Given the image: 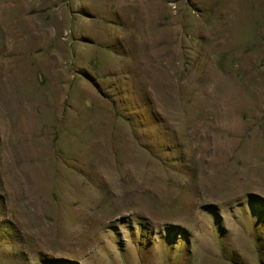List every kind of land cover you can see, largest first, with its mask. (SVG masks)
<instances>
[{"label":"rangeland","instance_id":"1","mask_svg":"<svg viewBox=\"0 0 264 264\" xmlns=\"http://www.w3.org/2000/svg\"><path fill=\"white\" fill-rule=\"evenodd\" d=\"M0 264H264V0H0Z\"/></svg>","mask_w":264,"mask_h":264}]
</instances>
